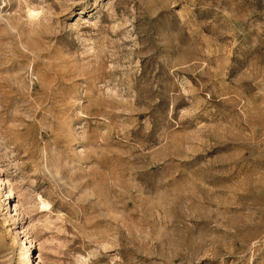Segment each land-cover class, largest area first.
Masks as SVG:
<instances>
[{
	"label": "rangeland",
	"instance_id": "rangeland-1",
	"mask_svg": "<svg viewBox=\"0 0 264 264\" xmlns=\"http://www.w3.org/2000/svg\"><path fill=\"white\" fill-rule=\"evenodd\" d=\"M0 264H264V0H0Z\"/></svg>",
	"mask_w": 264,
	"mask_h": 264
},
{
	"label": "bare ground",
	"instance_id": "bare-ground-1",
	"mask_svg": "<svg viewBox=\"0 0 264 264\" xmlns=\"http://www.w3.org/2000/svg\"><path fill=\"white\" fill-rule=\"evenodd\" d=\"M108 3H109V2H108ZM11 192H13V191H11ZM43 204H44V206L47 205V204H45V203H43ZM48 205H49V204H48ZM48 205H47V206H48ZM7 206H8V205H7ZM47 206H46V207H47ZM26 262H27V261H26Z\"/></svg>",
	"mask_w": 264,
	"mask_h": 264
}]
</instances>
